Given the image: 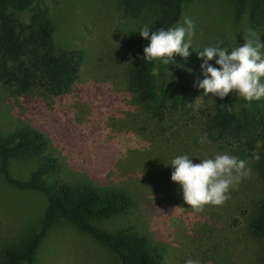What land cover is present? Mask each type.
I'll return each instance as SVG.
<instances>
[{
	"label": "rangeland",
	"instance_id": "rangeland-1",
	"mask_svg": "<svg viewBox=\"0 0 264 264\" xmlns=\"http://www.w3.org/2000/svg\"><path fill=\"white\" fill-rule=\"evenodd\" d=\"M45 1L55 25L56 45L82 52L78 77L58 96L28 101L8 97L0 88V135L6 137L17 129L43 135L47 141L44 155L56 159L55 170L42 177L49 186L89 184L100 190L118 188L134 196L137 204L131 212L94 223L109 232L130 228L146 235L159 246L162 264H184L186 258L198 264H259L264 239L253 237L246 227L263 190L254 164L245 154H237L250 171L229 187L228 198L220 205H205L199 212L187 207L166 164L180 154L193 157V163L197 158H209L212 144L197 131L173 141L165 125L162 132L167 141L161 144L147 112L128 90L131 56L127 42L145 19L126 15L118 0ZM185 16L193 22L190 50L215 41L229 48L242 46L250 33L264 43V28H252L247 19L240 24L235 21L232 0H190L184 3L178 22ZM178 59L173 56V62ZM200 78L199 74L195 80ZM201 92L194 87L188 110L193 115L216 98ZM182 123L184 120L178 125ZM185 123L196 130L190 121ZM39 158H11L10 174L28 180ZM46 206L43 193L18 188L0 172V254L24 245L39 228ZM34 264H119V260L73 223L60 220L44 237Z\"/></svg>",
	"mask_w": 264,
	"mask_h": 264
},
{
	"label": "trees",
	"instance_id": "trees-1",
	"mask_svg": "<svg viewBox=\"0 0 264 264\" xmlns=\"http://www.w3.org/2000/svg\"><path fill=\"white\" fill-rule=\"evenodd\" d=\"M188 1L118 0L126 15L144 18L150 32L176 24ZM232 3L238 24L247 19L252 28H264V0H232ZM54 31L45 0H0V88L8 97L28 101L58 96L76 81L82 52L59 48ZM146 43L138 33H132L127 42L131 56L127 87L136 103L147 112L149 124L156 129V140L161 144L167 141L162 132L165 125L170 128L168 133L173 141L181 135L194 134L192 131L202 134L213 146L209 158L223 153L245 154L263 181L262 194L255 201L246 227L253 237L264 239V98L245 102L229 94L223 100L215 98L193 115L188 110L194 95V81L200 74V59L190 52L186 60L179 57L168 66L157 60L146 61L142 58ZM177 120L184 123L178 125ZM46 145L42 134L26 129H17L6 137L0 135V172L5 179L18 188L40 191L47 199L39 228L23 246L3 250L0 264H34L44 237L60 220L70 221L108 248L119 264H162L159 246L152 244L146 235L130 228L109 232L94 223L100 218L131 212L137 204L134 196L118 188L100 190L89 184L71 183L54 187L42 181L44 175L56 168V159L44 155ZM25 155L40 158L30 178L23 181L12 177L9 163L11 158ZM259 264H264V257Z\"/></svg>",
	"mask_w": 264,
	"mask_h": 264
},
{
	"label": "clouds",
	"instance_id": "clouds-1",
	"mask_svg": "<svg viewBox=\"0 0 264 264\" xmlns=\"http://www.w3.org/2000/svg\"><path fill=\"white\" fill-rule=\"evenodd\" d=\"M133 33L147 40L142 48L146 61L157 60L168 66L174 55L186 60L193 52L201 60L202 78L194 81V87L202 90L200 95L211 94L223 100L231 94L245 102L264 98V43L255 33L243 39L242 46L229 48L222 41H215L195 51L190 50L194 32L193 22L187 16L167 29L160 27L150 32L147 25H142ZM192 158L188 154L176 155L166 166L171 168L169 178L179 186L183 202L197 212L205 205L222 204L228 198L229 187L249 175L246 161L234 155L215 154L211 158H197L196 163ZM184 264L198 261L186 258Z\"/></svg>",
	"mask_w": 264,
	"mask_h": 264
},
{
	"label": "crops",
	"instance_id": "crops-1",
	"mask_svg": "<svg viewBox=\"0 0 264 264\" xmlns=\"http://www.w3.org/2000/svg\"><path fill=\"white\" fill-rule=\"evenodd\" d=\"M49 148H50L51 150H54L53 147L50 145V143H49Z\"/></svg>",
	"mask_w": 264,
	"mask_h": 264
}]
</instances>
